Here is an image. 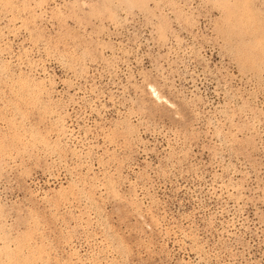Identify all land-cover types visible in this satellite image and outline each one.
I'll use <instances>...</instances> for the list:
<instances>
[{
  "label": "rangeland",
  "instance_id": "rangeland-1",
  "mask_svg": "<svg viewBox=\"0 0 264 264\" xmlns=\"http://www.w3.org/2000/svg\"><path fill=\"white\" fill-rule=\"evenodd\" d=\"M0 264H264V0H0Z\"/></svg>",
  "mask_w": 264,
  "mask_h": 264
}]
</instances>
